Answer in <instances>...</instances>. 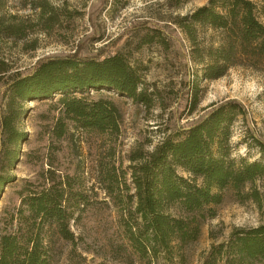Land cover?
I'll list each match as a JSON object with an SVG mask.
<instances>
[{
  "label": "trees",
  "instance_id": "obj_1",
  "mask_svg": "<svg viewBox=\"0 0 264 264\" xmlns=\"http://www.w3.org/2000/svg\"><path fill=\"white\" fill-rule=\"evenodd\" d=\"M259 16H264V3L258 7L250 0H207L176 18L174 25L201 68V80H217L238 66H264V24ZM1 30L5 32L3 22ZM205 31L215 38L200 40ZM7 32L19 33L12 27ZM5 73L0 62V81ZM141 86L139 70L124 55L102 51L90 57L78 52L47 56L7 78L6 103L0 105V191L14 182L9 174L25 136L17 125L26 102L39 101L47 108L43 131L48 130L49 161L41 179L14 186L11 201L0 210V264H59L65 255L88 253L80 229L98 211L109 214L104 247L119 264H152L159 256L181 257L183 248L199 239L201 223L215 216L212 207L222 202L225 191L234 192L240 203L260 205L254 185L264 176V164L232 158L237 118L245 122L247 148L264 155V140L248 126L247 112L235 100L212 104L198 120L178 126L151 151L136 146L124 158L117 155L113 145L121 131V111L111 98L90 91L106 89L146 107L150 100ZM199 92L197 86H185L187 115L197 110ZM78 135L87 145L102 142L94 167L103 200L87 185L79 153L73 152ZM67 142L68 154L78 161L57 174L52 169L61 143ZM123 162L128 164L124 169ZM212 249L211 264L264 262V224L236 229L227 242Z\"/></svg>",
  "mask_w": 264,
  "mask_h": 264
},
{
  "label": "rangeland",
  "instance_id": "obj_2",
  "mask_svg": "<svg viewBox=\"0 0 264 264\" xmlns=\"http://www.w3.org/2000/svg\"><path fill=\"white\" fill-rule=\"evenodd\" d=\"M250 1L258 7L264 3ZM206 4L207 0H1L0 23L5 24V32L0 31V62L5 65L6 73L0 81V105L6 103L3 84L7 78L27 71L39 59L77 52L90 57L102 51L124 55L139 70L141 87L150 100L144 107L113 91H90L95 96L111 98L121 111V131L113 145L117 155L124 158L136 146L151 151L162 139L173 136L178 126H189L212 104L229 100L245 108L248 126L264 140V66L259 69L238 66L217 80L203 81L201 68L193 62L190 44L174 25L176 18ZM259 19L264 24V16ZM9 27L19 33L9 36ZM214 38L211 31L200 36L205 42ZM187 83L200 90L197 110L191 115H187L189 98L184 94ZM24 111L17 128L25 136L9 174L14 182L4 185L0 191V210L11 201L14 186L24 181H39L41 172L48 169L49 149L45 138L48 130L43 131L47 108L39 101H29ZM245 131V122L238 117L232 127V158L264 164V155L258 149L245 146L248 141ZM77 137L80 140L73 152L79 153L87 185L103 200L104 195L95 183L94 167L97 156L103 152L102 142L87 145L82 136ZM61 144L62 152L58 153L52 169L57 174L78 161L68 154L69 143ZM35 156L38 157L34 161L30 160ZM127 165L123 162V169ZM254 186L260 194V205L251 201L240 203L234 192L225 191L222 202L212 207L215 216L201 223L199 239L185 246L179 253L181 257L178 253L171 259L159 256L152 264H211L212 247L227 242L234 230L264 224V176ZM108 216L106 211L93 212L80 229L88 253L80 252L82 255L75 257L65 255L59 264H119L104 247L105 236L109 234ZM213 264L226 263L217 260Z\"/></svg>",
  "mask_w": 264,
  "mask_h": 264
}]
</instances>
